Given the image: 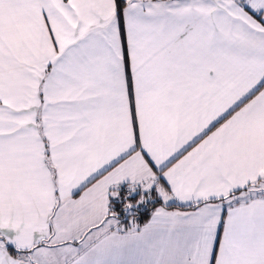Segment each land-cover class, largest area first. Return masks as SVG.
I'll return each instance as SVG.
<instances>
[{"label": "snow or ice", "instance_id": "obj_1", "mask_svg": "<svg viewBox=\"0 0 264 264\" xmlns=\"http://www.w3.org/2000/svg\"><path fill=\"white\" fill-rule=\"evenodd\" d=\"M0 264H264V0H0Z\"/></svg>", "mask_w": 264, "mask_h": 264}, {"label": "crops", "instance_id": "obj_2", "mask_svg": "<svg viewBox=\"0 0 264 264\" xmlns=\"http://www.w3.org/2000/svg\"><path fill=\"white\" fill-rule=\"evenodd\" d=\"M160 205L159 204H155L154 206H152L151 209L148 210V212L146 214H144V216L142 217V219L139 221L141 223V225L143 223H146L147 220L150 218V212L151 210L154 208V207H159ZM169 210H180V211H187V210H191L187 207H181L180 206V202H176L175 204H173L171 206V208Z\"/></svg>", "mask_w": 264, "mask_h": 264}, {"label": "trees", "instance_id": "obj_3", "mask_svg": "<svg viewBox=\"0 0 264 264\" xmlns=\"http://www.w3.org/2000/svg\"><path fill=\"white\" fill-rule=\"evenodd\" d=\"M152 206H154V205H152ZM152 206L148 207L147 209H141V214L139 215V221L142 219L144 214H146L148 212V210L152 208Z\"/></svg>", "mask_w": 264, "mask_h": 264}, {"label": "built area", "instance_id": "obj_4", "mask_svg": "<svg viewBox=\"0 0 264 264\" xmlns=\"http://www.w3.org/2000/svg\"><path fill=\"white\" fill-rule=\"evenodd\" d=\"M152 206V204H149L146 206V208H142V209H147L148 207Z\"/></svg>", "mask_w": 264, "mask_h": 264}]
</instances>
